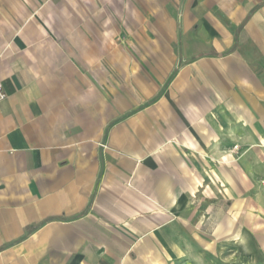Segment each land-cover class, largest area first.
Wrapping results in <instances>:
<instances>
[{"label": "crops", "instance_id": "0c3cea01", "mask_svg": "<svg viewBox=\"0 0 264 264\" xmlns=\"http://www.w3.org/2000/svg\"><path fill=\"white\" fill-rule=\"evenodd\" d=\"M0 82V264H165L264 140V0H0Z\"/></svg>", "mask_w": 264, "mask_h": 264}, {"label": "rangeland", "instance_id": "374dc122", "mask_svg": "<svg viewBox=\"0 0 264 264\" xmlns=\"http://www.w3.org/2000/svg\"><path fill=\"white\" fill-rule=\"evenodd\" d=\"M212 197L188 214V250L165 264H264V140L233 141ZM243 239V240H242Z\"/></svg>", "mask_w": 264, "mask_h": 264}, {"label": "built area", "instance_id": "2783aa9c", "mask_svg": "<svg viewBox=\"0 0 264 264\" xmlns=\"http://www.w3.org/2000/svg\"><path fill=\"white\" fill-rule=\"evenodd\" d=\"M6 97V94L2 88V84L0 82V101L3 100Z\"/></svg>", "mask_w": 264, "mask_h": 264}]
</instances>
